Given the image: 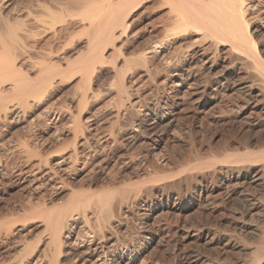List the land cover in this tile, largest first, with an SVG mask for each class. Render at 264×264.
<instances>
[{
  "label": "rangeland",
  "instance_id": "1",
  "mask_svg": "<svg viewBox=\"0 0 264 264\" xmlns=\"http://www.w3.org/2000/svg\"><path fill=\"white\" fill-rule=\"evenodd\" d=\"M47 1L0 0V34H6L9 22L28 19L38 31L33 39H23L24 55L36 60L31 61L46 56L49 62L50 55L61 63L75 59L88 39L82 23L85 1ZM40 2L61 13L52 29L44 30L30 20L33 15L26 16L34 10L37 18L48 19ZM140 2L126 19V31L104 46L102 61L86 77H56L26 105L9 97L7 108L0 106V264H96L101 244L110 264H118L112 252L130 247L139 251L135 264H264V211L250 205L256 200L264 207V181L254 184L238 177L244 165H229L223 157L264 144V113L252 109L250 116L251 108L241 107L242 86L258 83L259 74L251 62H238L225 45L212 48L215 65L205 69L189 49L205 47L207 41L193 30L168 36L161 48L162 9L157 0ZM249 10L248 28L264 60L263 14L256 7ZM189 64L206 80L224 85L200 99L186 92L182 96L172 84L173 74ZM27 65L24 69L35 77L41 65ZM5 82L0 86L7 92L10 84ZM122 84L129 97L125 110L116 97ZM143 111L163 116L147 128ZM132 125H139V132L131 133ZM65 153H77L75 164L72 156L69 160L70 171L57 163ZM155 176L159 179L152 182ZM104 188H117L105 224L101 222L105 226L93 229L96 218L86 209L88 224L64 231L52 257L44 227L49 209L66 203L71 190L87 198ZM255 228L262 232L256 235ZM90 229L99 233L92 238Z\"/></svg>",
  "mask_w": 264,
  "mask_h": 264
},
{
  "label": "bare ground",
  "instance_id": "2",
  "mask_svg": "<svg viewBox=\"0 0 264 264\" xmlns=\"http://www.w3.org/2000/svg\"><path fill=\"white\" fill-rule=\"evenodd\" d=\"M84 1H85L84 2L85 6L83 5L82 7L83 8L82 16H84L82 18V21H83L82 23H84L83 27L85 26L83 30H87V33H88V39L85 42L86 50L83 49L84 52L77 54V56H75L76 57L75 59L71 57V59L73 60L70 59L64 63H61L60 61H57V60L52 61L51 57L53 56L51 55L49 57V62H45L46 56L44 55L45 56L44 58H42L41 60H37L40 65L42 62L44 64H42L39 67L37 66L39 70H37L38 73L35 77L30 76V74L28 73L29 71L28 67L26 68V70L24 69V64L26 65L28 64L27 66H30L32 68L35 66L34 64H38V63L34 62L36 60L32 58L33 56H30L29 54L24 55L26 53L25 50L27 46L23 42V39L25 38L26 40V38L28 37H32L33 39V37L38 33V31L33 29L34 27H31L30 23L29 24L27 23L28 19H15L9 23L7 21L8 24L7 23L6 24L8 26L6 25L7 26L6 31H5L6 34L4 33L6 36L4 35L5 36L4 37L2 36L3 35L2 33L0 34V85L3 82L8 81L9 82L8 84H10V89L8 86L9 91L7 90L6 92V90L5 89L2 90L0 86V106L3 105L5 106V109H6L7 107H6L5 101H8L9 97H13L15 99L17 98L18 101L19 100L21 101L20 106L22 107L24 106L22 105L23 103L26 105L29 102L28 101L29 98L34 99L35 97L43 95L54 78L57 77V78H61L62 80L63 78L66 79L76 74L85 76L87 73H90L89 70L91 68H94V66L97 63H100L102 61L103 59L102 52L104 50L103 49L104 46H106L107 44L113 43V39L115 38V35H117L118 33L121 34L122 32L126 31V29L128 28L126 19L128 18L130 12L133 9H135L134 7H137L136 5L141 3L140 2L141 0H84ZM54 2L60 5H62L63 3L59 1L58 2L54 1ZM157 2L162 9L160 10V15L158 16L159 17L158 19H161V21L159 22V28H160L159 30L161 32V38H160L161 40L159 42L160 47L161 48L163 47L162 40H165L166 38H168V36L170 38H174V37L176 38L181 33H186L190 30H193L194 33H196L199 36L198 38L207 41V45L205 47H200L198 49L195 48L197 47V45L196 46L193 45L194 48H190L189 50H191V52L194 53L192 56L195 55V58L198 59V62H200V65H203L205 69L209 70L213 68L215 65V59H213L214 54H213L212 48L214 47L216 49L217 45L228 46L230 51L235 53L234 55L236 54L238 55L240 59L238 60V62L239 61L243 63H246L247 61L251 62L252 66L259 74L258 83H253V82L246 83L242 86L246 92L243 96L245 99L244 100L245 105L243 104H239V105L240 106L243 105L241 106L243 107L242 109H245V107H250L251 110H249V114L253 112L252 109H257L264 113V60L260 57L258 53L255 40H254L255 38L253 36V31L248 28L249 22L247 21V16H248L247 12L251 11L249 10L250 8L255 9L256 7V10L258 9V12H261V14H263L261 15V19H262L261 27L262 29H264V0H157ZM40 3L41 4H39V6L44 7L43 8L45 9L44 11H47L46 16L48 17V19H44L45 17L43 18L42 14H39V16H41L42 18H37L36 16L37 14L34 15L32 13L34 10L32 12L29 11L26 16L33 15L34 19H30V20L32 22L37 23L40 28L44 30L50 29V28L52 29L58 23L57 21H59V19H55V18L56 16L58 17L60 16L58 15V13L60 12L59 10L55 12L54 11L55 8L54 10H52L51 8L54 6L50 8L48 5L42 4V2ZM52 3L51 5H53ZM34 5L36 6V4ZM164 8L166 9L164 10ZM59 9H60V6H59ZM245 13L247 15H245ZM162 19H168V20L166 22ZM6 40L13 46L12 49L11 48L9 49V46L6 44L7 43ZM20 50H21V53H20ZM44 53H46V55L48 54L47 51ZM54 55H56V53ZM141 57L142 58L139 57L141 60L145 58L144 54ZM18 58L19 60H17ZM32 59L34 61H31ZM192 59L193 57H191L189 61L192 62L193 61ZM143 61L145 62L144 59L142 60V62ZM190 64L187 67L180 69L178 72H175L173 74L176 77L172 81V84L175 87H177V89H179L178 93L182 94L183 96V94L186 92L189 97L192 98V97L199 96V98L198 97L197 98L200 99L201 96L206 95L207 93L213 94V92H216L219 87V84H221L219 83V80H206L205 78H203V76L200 75L198 70L193 69V66H191ZM224 71L225 70H221V72L223 73ZM222 84L224 85L223 82ZM119 89H120V86H119ZM119 91L120 92H118L116 96L118 98L119 108H121V110H125L127 108L126 103L128 102L129 97L126 95L125 86L123 84L121 85V90ZM80 101L82 102V100ZM179 103L180 102H178V100L175 101L176 105L181 104ZM239 105H236V107L237 106L239 107ZM1 109H4V108H1ZM118 112L119 110L116 112V114ZM254 112H257V111L254 110ZM253 114L251 113L250 116H252ZM141 115H142L144 123H146L147 128L148 127L151 128L155 126L157 121L160 120L161 117L163 116L162 115L161 117H159L157 114L155 113L153 114L150 111H146ZM247 115H245V117H247ZM138 127L139 125H132L129 130L131 133L134 134L135 132H139ZM83 141L85 140L83 139ZM86 144H87V141H86ZM260 147L261 148H258V149H246L243 152L239 151L233 154H229L228 156L224 155L223 157L224 159L229 158V160L227 159L225 160L226 162H229L228 163L229 165H235V166L244 165L245 168L243 166L241 167L245 171L241 172V174H238L237 175L238 177L247 178L254 184H260L262 181H264V161H262L264 160V144L263 146H260ZM72 152L74 151H71V153ZM91 152H93V150H91ZM71 153H69L68 155L65 153L66 154V155L64 154L65 157H62V159L60 158V160L57 161L58 166L60 165V167L63 166L64 168L69 167V171H70L71 167L73 166V163L77 161V159L74 157L77 153L72 154V155ZM71 156L74 158L73 163L69 161L70 159H72ZM67 160L68 162H70L69 164H65V161ZM35 169L40 170V168H36V167ZM25 171L27 170H24V172ZM49 176H50V173H49ZM158 179L159 178H156L155 176V178L152 179L151 181L152 182L157 181ZM116 190L117 188H107V189L104 188V190L101 191V193L98 192V194L91 195L90 197H87V198L81 197V195L78 196L75 193V191L71 190V194H69L71 196L66 203L59 206L56 211H54L55 208L53 210L49 209V211L46 213V222L44 224V227L45 229L48 230V239H47L46 245L48 246L47 248L51 252L52 257L53 255L57 254L60 250L61 237L64 231L69 230L70 232V230L73 229V227L77 226L79 223L88 224L89 216L91 218H93L92 216H94L93 219L96 218L95 220L97 224L94 223V226L96 225L97 227L93 226V229H96V228L99 229L100 226L101 228L102 226H105V225H101V222L103 223L104 221H106V218L108 217V214L110 212L109 211L110 210L109 209V204H110L109 198L111 197L110 195ZM78 194L80 193L78 192ZM262 203L258 201L256 202V200L250 201L251 207L256 208V209H261L262 211H264V207H262L261 205ZM89 208H90V211L92 212H90L88 216V213L86 211H88ZM101 219H103V221H101ZM256 228L253 229L256 235L259 232H262ZM93 229L89 230L91 237L99 233L98 230H93ZM81 242L82 241H80L79 243ZM101 245L98 247L99 251H96L97 253H95L96 254V258H95L96 264H108L110 260L107 261L108 258H106L105 256L106 252L102 250L103 249L102 247L104 245L102 246ZM79 246H81V244ZM85 250L86 249H84V251ZM89 252H85V254ZM138 252L139 251H137L135 248L130 247V248H126L123 251H119V252L114 251L112 253L114 254L113 256L118 264H135V260L137 259ZM107 253H110V252H107ZM54 261H51L53 262L51 264H56V261L55 262ZM82 263L83 262H81V264ZM90 264L92 263L90 262Z\"/></svg>",
  "mask_w": 264,
  "mask_h": 264
}]
</instances>
